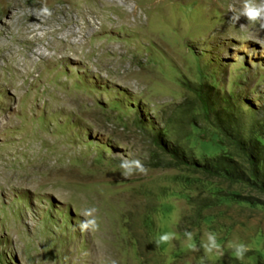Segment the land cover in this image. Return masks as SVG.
<instances>
[{
	"label": "rangeland",
	"instance_id": "rangeland-1",
	"mask_svg": "<svg viewBox=\"0 0 264 264\" xmlns=\"http://www.w3.org/2000/svg\"><path fill=\"white\" fill-rule=\"evenodd\" d=\"M128 1L0 0V264H264V29Z\"/></svg>",
	"mask_w": 264,
	"mask_h": 264
},
{
	"label": "clouds",
	"instance_id": "clouds-1",
	"mask_svg": "<svg viewBox=\"0 0 264 264\" xmlns=\"http://www.w3.org/2000/svg\"><path fill=\"white\" fill-rule=\"evenodd\" d=\"M229 7L231 8V6ZM241 17L253 25L259 24V26L264 29V0H243L241 10L238 13L234 12L231 19L238 23ZM120 168L123 170L122 175L126 178L130 177L134 171H138L139 173L146 172L145 166L139 160L129 161L124 159L121 161ZM95 211V208L83 210L81 214L85 219L79 224L81 231H87L89 229L96 230L99 227L93 215ZM245 251V246L240 245L236 249L237 257L242 259Z\"/></svg>",
	"mask_w": 264,
	"mask_h": 264
},
{
	"label": "trees",
	"instance_id": "trees-1",
	"mask_svg": "<svg viewBox=\"0 0 264 264\" xmlns=\"http://www.w3.org/2000/svg\"><path fill=\"white\" fill-rule=\"evenodd\" d=\"M249 160H250V164L253 167V170L255 171V176L259 177L262 175L261 171H262V167L260 166V160L258 158H256V156H254L253 154L249 155ZM229 175H232L233 173L230 172L229 170L226 172ZM242 177H240L241 179Z\"/></svg>",
	"mask_w": 264,
	"mask_h": 264
},
{
	"label": "bare ground",
	"instance_id": "bare-ground-1",
	"mask_svg": "<svg viewBox=\"0 0 264 264\" xmlns=\"http://www.w3.org/2000/svg\"><path fill=\"white\" fill-rule=\"evenodd\" d=\"M117 4L125 6L129 2L128 0H114ZM136 19V18H135Z\"/></svg>",
	"mask_w": 264,
	"mask_h": 264
}]
</instances>
